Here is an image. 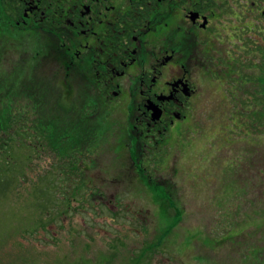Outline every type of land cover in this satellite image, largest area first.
Instances as JSON below:
<instances>
[{
  "label": "rangeland",
  "instance_id": "rangeland-1",
  "mask_svg": "<svg viewBox=\"0 0 264 264\" xmlns=\"http://www.w3.org/2000/svg\"><path fill=\"white\" fill-rule=\"evenodd\" d=\"M207 1L220 16L210 43L219 54L205 49L202 96L139 170L127 119L90 117L78 102L91 103L85 84L69 96L48 87L40 109L21 91L0 101L17 123L11 135L0 127V264H264V19L250 28L245 11L240 23L248 0ZM2 7L0 59L12 49ZM30 43L10 51V67L25 66ZM88 119L95 134L83 150L73 130Z\"/></svg>",
  "mask_w": 264,
  "mask_h": 264
},
{
  "label": "flooded vegetation",
  "instance_id": "flooded-vegetation-1",
  "mask_svg": "<svg viewBox=\"0 0 264 264\" xmlns=\"http://www.w3.org/2000/svg\"><path fill=\"white\" fill-rule=\"evenodd\" d=\"M0 2L9 42L35 39L41 62L34 65L46 82L73 94L74 86L85 84L91 103L78 102L90 117L106 109L127 119L134 138V157H128L133 170L141 169L145 153L188 121L202 96L196 74L206 76L211 54L205 49L219 54L210 43L219 42L221 29L215 13L207 12V0ZM260 2L248 0L253 29L257 16L264 19Z\"/></svg>",
  "mask_w": 264,
  "mask_h": 264
},
{
  "label": "trees",
  "instance_id": "trees-1",
  "mask_svg": "<svg viewBox=\"0 0 264 264\" xmlns=\"http://www.w3.org/2000/svg\"><path fill=\"white\" fill-rule=\"evenodd\" d=\"M225 5H227L226 2L224 3V6ZM241 7H243V5ZM244 7H246V8H240V10L238 12V15L240 17V23L242 21L241 18L244 15L243 13L245 11L247 13V15H246L247 16L246 23H249V16H248V13H249L248 8H249V6L247 4ZM214 13H215V16H217L216 15L217 12L214 11ZM219 18H220V16H219ZM219 18H218V21L220 20ZM245 26H247V25H245ZM1 36L2 35L0 34V45L2 44L1 41H2V38H3ZM5 38H7L8 41L5 40L4 46H6V43H7L12 48L11 50H14L15 49L14 47L19 48L17 50L15 49V52L18 54V55L17 54L16 55L18 57L20 55H22V54H25L23 52H27L26 51L27 48L24 45L27 41L23 44L22 41H25V40H20L19 41L18 38L16 40H15V38H13L14 42L11 43V42H9V39H8L7 36ZM33 40H35V39L32 38L31 39V43H32V45H35V43H34ZM16 41H18V42L16 43ZM3 48L4 47H2L1 49H3ZM4 49L6 51V48H4ZM11 50H9V55L11 54L10 53ZM35 50H36L35 48H32V50L29 48L28 51L30 52V54H29L28 57H30V58H29V60L28 59L27 60L26 59L24 60L25 66L24 67H21V68H17L16 67V64H12L11 66H13V67H10V64L12 63L11 61H13V60H10L9 61V55H8V53L7 52L5 53L4 51L2 52L4 54V57L2 59H0L1 62H2L1 63L2 65H0V101H5V102L12 101V98L14 96H16L19 93V91L23 92L24 95H26L29 98H31V99H29V101L31 103L35 104V106H37V104H38L39 109L42 108L43 107V104L45 103V101L48 100V98H47V88L48 87H53V86H56V85L54 83L46 82L43 79L44 77L41 74V70L38 67V64L36 66L34 65V62L35 63H40L41 62V58H40L41 53L40 52L38 53V50H37V52ZM13 55H11V56H13ZM5 61H7V62H5ZM5 63H7V64L5 65ZM31 63H33V64H31ZM7 65L9 67H6ZM6 70L9 71V72H10V70H13V73L10 74ZM42 90L44 91L46 97L41 96L40 92ZM64 95L65 96H69V93H67V91H66L64 93ZM56 97L57 98L59 97V99H57L56 101L63 100L61 98L62 95L60 97L57 94ZM32 98L34 100H32ZM5 107L10 108L8 103H3V104L0 105V117L3 118V120L1 121V126L0 127H3L4 126V130H7V132L11 135L13 133V131H16V130H14L12 128H14L15 125H17V123H16L15 118L13 116V110L11 109L9 112H7V109H5L6 111L4 110ZM39 113L42 116L44 115L42 112H40V110H39ZM89 120L90 119L85 120L86 121L85 123H83V120H80L79 122L78 121H73L70 124V126H69L70 127V130H71L75 125H77V122L81 124V125H79V128L80 129L78 131H77V128L75 130H73L74 131V134H77V133L80 134L77 137V141L75 140L76 144H79V147H80V145H82V141L81 140L83 139L82 137H84L83 135H85V134L87 136L90 135V138L89 139H92L93 140V136L95 134V132L93 131L94 130L93 129L94 127L91 126V124H90L91 121H89ZM50 123H51V125H50ZM50 123H49L50 126H48V127L53 128L54 131H55L57 129V125H55V123H53V122H50ZM21 126H23V125L20 124V127ZM84 126H85V128H84ZM97 127H99V125ZM55 132H53L51 134L52 139H54L53 136H55V137L57 136V135H55ZM39 133L41 134L40 136H42V132H39ZM6 142H7V139L6 138H4V139H1L0 138V155H3L4 154L3 153V148H5ZM75 142H73V144H75ZM74 147H75V145H74ZM80 148L83 149L82 147H80Z\"/></svg>",
  "mask_w": 264,
  "mask_h": 264
},
{
  "label": "water",
  "instance_id": "water-1",
  "mask_svg": "<svg viewBox=\"0 0 264 264\" xmlns=\"http://www.w3.org/2000/svg\"><path fill=\"white\" fill-rule=\"evenodd\" d=\"M262 15L264 16V10L262 11Z\"/></svg>",
  "mask_w": 264,
  "mask_h": 264
}]
</instances>
